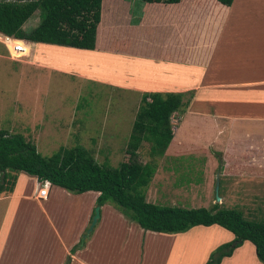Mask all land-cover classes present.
<instances>
[{
	"label": "crops",
	"instance_id": "obj_1",
	"mask_svg": "<svg viewBox=\"0 0 264 264\" xmlns=\"http://www.w3.org/2000/svg\"><path fill=\"white\" fill-rule=\"evenodd\" d=\"M100 10L94 49L25 41L31 51L22 66L104 85L138 105L146 92L188 95L163 158L185 157L183 165L202 182L213 173L212 190L225 207H239L233 201L245 204L243 211L248 206L241 202L252 198L248 205L259 208L252 213H263L264 0H102ZM38 44L58 49L43 54ZM4 52L0 48V63ZM61 52L71 60L57 62ZM40 188L36 177L18 172L11 189H0V264H205L218 245L234 238L218 224L176 233L144 230L106 203L84 246L71 253L89 227L99 192L86 191L92 202L76 218L80 195L73 199L49 183L41 197ZM60 201L71 204V217ZM28 228L35 233L27 234ZM219 264L264 263L246 240Z\"/></svg>",
	"mask_w": 264,
	"mask_h": 264
},
{
	"label": "trees",
	"instance_id": "obj_2",
	"mask_svg": "<svg viewBox=\"0 0 264 264\" xmlns=\"http://www.w3.org/2000/svg\"><path fill=\"white\" fill-rule=\"evenodd\" d=\"M217 1L225 5L232 2ZM101 2L0 0V33L17 40L94 49ZM36 10L39 12V22L25 30L23 24ZM183 96L181 93L142 94L127 141L126 152L129 157L117 166L98 163L81 145L43 156L37 151L36 145L22 134H11L0 129V189H11L16 173L23 172L36 177L40 183L47 180L73 193L97 191L96 206L110 203L126 219L137 223L144 230L176 233L196 225L218 224L232 232L234 238L218 245L205 264H219L223 257L231 255L234 248L246 240L254 245L257 258L264 263L262 219L248 218L239 208L221 207L219 202L210 207L185 208L145 199V188L157 169V160L163 158L174 137L172 115L181 112V109L183 111L189 103L190 99L184 100ZM143 142L149 143L150 160L142 163L137 157ZM183 175H187L186 170ZM188 179L185 177V180ZM195 181L201 182L199 176ZM237 240L241 242L233 245V241ZM84 243L85 235L72 247L71 253L82 248Z\"/></svg>",
	"mask_w": 264,
	"mask_h": 264
},
{
	"label": "rangeland",
	"instance_id": "obj_3",
	"mask_svg": "<svg viewBox=\"0 0 264 264\" xmlns=\"http://www.w3.org/2000/svg\"><path fill=\"white\" fill-rule=\"evenodd\" d=\"M38 22L39 12L36 10L23 24V28L29 30ZM0 39V48L5 51L4 53L8 57L5 56L0 63V129L11 134H22L26 140L36 145L37 151L43 156H50L57 151L81 145L100 164L117 166L128 159L127 141L140 102L138 105L135 104L134 99L133 101L131 98L127 100L118 98L116 92H110L104 85L86 83V81H79L80 79L72 76H68V79L63 74L42 70L33 64L23 65V67L22 64L26 62L20 61L24 57L29 58L30 44L22 41L25 46L24 51L17 54L19 58L14 59L10 56L7 47L9 48L8 44H10L12 49L13 43L20 40L6 41V47L4 36L1 34ZM42 45L38 44L37 47L41 46L39 49L43 47L41 51L43 54L50 55L52 49H58L56 46ZM61 53L55 59L57 62L61 63L64 60L63 62L66 63V60H71V57L66 54L67 52ZM188 97L186 95L183 98L185 100ZM178 117V114H173L171 118L174 133L177 131ZM177 138L181 140L180 132L177 134ZM185 138L189 143L193 134L188 132ZM173 151L174 153L180 152L178 144L174 145ZM175 157L170 161V166L164 158L157 160V169L149 186L145 188V199L158 204L185 208L211 206L212 203L217 202L218 191L216 188L214 191L212 190L214 186L213 173H206L208 181L196 182L198 176L193 173V167L182 166L185 157ZM179 158H182L181 161ZM137 160L142 163L150 160L149 143H142L138 150ZM183 167L187 171V175H183V171H185ZM25 175L28 174L25 173ZM185 177L189 178L188 181L185 180ZM33 184L36 185L35 182ZM262 190L263 186H260L259 191ZM71 194L73 199L74 195H80L77 198L81 201L80 208L75 214L76 218H79L82 214L80 209H86L88 202H92L93 194L87 192L80 194L72 192ZM235 196H239V192L235 193ZM246 199L241 202L248 206L242 208L245 211L244 215L264 221V212L252 213L259 208L255 206L254 208L253 204L248 205L252 198ZM262 200H264V195ZM234 201H239V198ZM218 202L221 203V201ZM230 204L239 206L236 208L245 205L233 203V201ZM64 206L71 217L73 212L71 204H63L60 201L59 209ZM220 206L225 207L223 204ZM91 218L92 213H90L89 226ZM99 220L94 225L95 227ZM87 229L82 237L84 235L85 238L90 237L87 234ZM34 233V230L28 228L27 234ZM92 233L93 230L90 231V234Z\"/></svg>",
	"mask_w": 264,
	"mask_h": 264
},
{
	"label": "built area",
	"instance_id": "obj_4",
	"mask_svg": "<svg viewBox=\"0 0 264 264\" xmlns=\"http://www.w3.org/2000/svg\"><path fill=\"white\" fill-rule=\"evenodd\" d=\"M10 40H16V38H13V37H9V36H4V44L6 45V41H10ZM23 40H20V41H15L12 45V50H9V54L12 58L14 59H17L19 57H17V54H20V53H23L24 51V43H22ZM25 42V41H23ZM7 47V45H6ZM8 48V47H7ZM48 188H49V181L47 180H44L42 183H41V188L39 190V196L41 197H44L46 196L47 194V191H48Z\"/></svg>",
	"mask_w": 264,
	"mask_h": 264
},
{
	"label": "water",
	"instance_id": "obj_5",
	"mask_svg": "<svg viewBox=\"0 0 264 264\" xmlns=\"http://www.w3.org/2000/svg\"><path fill=\"white\" fill-rule=\"evenodd\" d=\"M219 199L220 198L218 194H216V200L219 201ZM93 212L94 213L91 218L90 226L87 229V233H89L93 229L94 225L97 223L98 219L100 218V206H95ZM237 242H241V240L233 241V245H235Z\"/></svg>",
	"mask_w": 264,
	"mask_h": 264
},
{
	"label": "bare ground",
	"instance_id": "obj_6",
	"mask_svg": "<svg viewBox=\"0 0 264 264\" xmlns=\"http://www.w3.org/2000/svg\"><path fill=\"white\" fill-rule=\"evenodd\" d=\"M10 50H12V49H10Z\"/></svg>",
	"mask_w": 264,
	"mask_h": 264
},
{
	"label": "clouds",
	"instance_id": "obj_7",
	"mask_svg": "<svg viewBox=\"0 0 264 264\" xmlns=\"http://www.w3.org/2000/svg\"><path fill=\"white\" fill-rule=\"evenodd\" d=\"M50 183V182H49Z\"/></svg>",
	"mask_w": 264,
	"mask_h": 264
}]
</instances>
